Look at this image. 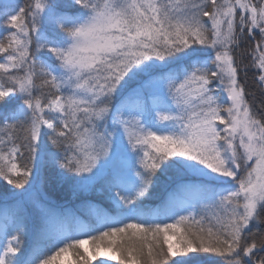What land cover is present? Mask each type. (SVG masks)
<instances>
[{
    "label": "snow or ice",
    "instance_id": "1",
    "mask_svg": "<svg viewBox=\"0 0 264 264\" xmlns=\"http://www.w3.org/2000/svg\"><path fill=\"white\" fill-rule=\"evenodd\" d=\"M0 264H264V0H0Z\"/></svg>",
    "mask_w": 264,
    "mask_h": 264
},
{
    "label": "rangeland",
    "instance_id": "2",
    "mask_svg": "<svg viewBox=\"0 0 264 264\" xmlns=\"http://www.w3.org/2000/svg\"><path fill=\"white\" fill-rule=\"evenodd\" d=\"M248 76H249V84H251V83H252V76H253V74H252L251 71H249ZM257 96L259 97V93H257ZM164 194H165V192L163 191V189H160V190H158V192H157V195H158L159 197H163ZM150 203L153 204L154 201H152V202H150Z\"/></svg>",
    "mask_w": 264,
    "mask_h": 264
},
{
    "label": "bare ground",
    "instance_id": "3",
    "mask_svg": "<svg viewBox=\"0 0 264 264\" xmlns=\"http://www.w3.org/2000/svg\"><path fill=\"white\" fill-rule=\"evenodd\" d=\"M164 195H165V194H164ZM164 195H163V196H164ZM156 202H157V201H154L153 205H154Z\"/></svg>",
    "mask_w": 264,
    "mask_h": 264
},
{
    "label": "trees",
    "instance_id": "4",
    "mask_svg": "<svg viewBox=\"0 0 264 264\" xmlns=\"http://www.w3.org/2000/svg\"><path fill=\"white\" fill-rule=\"evenodd\" d=\"M253 74V73H252Z\"/></svg>",
    "mask_w": 264,
    "mask_h": 264
}]
</instances>
